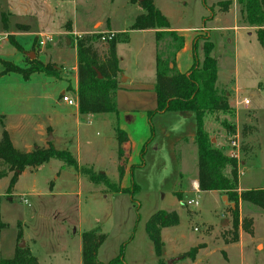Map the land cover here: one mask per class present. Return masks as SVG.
Segmentation results:
<instances>
[{
  "label": "rangeland",
  "instance_id": "1",
  "mask_svg": "<svg viewBox=\"0 0 264 264\" xmlns=\"http://www.w3.org/2000/svg\"><path fill=\"white\" fill-rule=\"evenodd\" d=\"M227 1H230L228 11L223 8ZM0 2L6 11L9 8L14 10L15 21L30 23V31L37 35L17 36V40L22 42L16 40L20 48L1 35L0 60L11 61L24 68L34 61L52 63L59 71L57 76H51L52 79L43 72L30 80L16 72L0 75V115H3L7 129L16 135H24L21 146L26 147L42 139L40 134L44 125H50L46 139L51 136L54 139L48 140V144L52 142L57 149L69 150L80 166L91 167L96 172L104 171L112 183H118L116 159L118 163L120 160L116 128L123 123L138 139L143 134L142 127L133 118L122 122L114 113L82 114L80 124L69 116L71 122L66 123L62 117L74 107L64 102L61 105L57 103L62 100L57 78L59 75L68 78L67 94L75 98L71 89L77 39L101 35L100 31L110 25L127 29L126 33L118 36L119 54L125 56L123 66L132 72L134 60H140L139 71L146 70L154 56L155 35L130 32L131 25L143 9L131 0ZM157 3L169 13L172 29L177 28L185 41H191L197 32L196 51L192 47L202 64L204 40L213 42L218 92L228 96L230 110L206 113L204 126L210 142L214 145L219 138L221 148L228 154L231 152V140L238 136L239 186L244 190H264V45L258 39L257 27L249 28L245 24L235 0H157ZM25 8L34 16H25ZM7 17L6 14L0 17L1 25L2 19ZM73 27L86 33L75 32ZM13 28L23 30L27 25L16 24ZM39 32L46 33L39 36ZM47 35L53 40L45 46L39 45ZM126 37L130 40L125 41ZM169 41L168 36L161 40L159 49L162 55ZM92 44L102 56L106 53L108 43L101 37L93 38ZM29 53H34V58H30ZM193 59L189 54L180 53L186 69L192 67ZM2 70L0 63V72ZM246 99L249 104L245 103ZM152 126V140L144 156L146 161L150 152V158L144 166L135 167L129 177L130 182L133 180L140 188L134 196L112 192L104 184L95 185L75 167L59 159L25 170L12 191H9L12 174L1 178L0 259L14 257L16 248L24 244L23 248H29L38 258V264H80L82 233L97 229L107 235L100 261L109 262L119 255L124 245L127 264H159L146 224L157 211L166 210L177 211L180 223L163 232L165 246L162 257L165 264L177 257L180 259L170 264H264V251H260L264 243V210L240 200L242 222L239 241L225 243L227 238L233 239L231 207L223 202L222 197L210 192L200 195L185 193L182 201L179 200L175 191L180 192L184 186H178L182 180L178 165L173 155L170 156L158 128L154 124ZM153 147L156 156L162 152L163 162L152 157ZM124 154V158H128V150ZM184 157H187L185 152ZM191 165L188 159L184 164L185 170H190ZM194 197L199 205L184 203ZM247 219L251 224H244ZM248 228L252 233L247 232ZM201 243L204 247L192 259L188 252Z\"/></svg>",
  "mask_w": 264,
  "mask_h": 264
},
{
  "label": "trees",
  "instance_id": "2",
  "mask_svg": "<svg viewBox=\"0 0 264 264\" xmlns=\"http://www.w3.org/2000/svg\"><path fill=\"white\" fill-rule=\"evenodd\" d=\"M138 3L143 9L133 24L132 29H158L156 40L158 43L156 54V92L158 95V107L148 113L149 116L166 111H194L197 118V132L194 143L198 152V179L201 191H219L226 194L230 201L236 203V208H231L233 213V239L225 240L226 243L239 241V227L242 222L240 217V200L250 202L264 210V190L253 188L239 190V163L237 158L230 156L223 148L214 146L210 142L207 129L204 126V115L208 112L229 111V98L226 94L218 92V72L217 60L212 56L214 44L210 39L205 41L203 64L197 60L194 52L195 62L186 73H181L176 69L175 57L178 51L184 47V37L177 31L171 29L168 17L155 5L154 0H131ZM243 20L249 26L257 27L258 39L264 45V0H237ZM230 1L224 3V10H228ZM4 27L7 22L3 20ZM170 37V41L165 47L164 55L161 54L159 44L165 37ZM83 36L77 39V72L78 87L77 99L79 112L81 114H102L114 113L119 115L117 93L119 89V77L121 69L117 55L116 37L108 42L107 51L102 56L94 48L93 38ZM10 42L20 48L19 43L13 35H9ZM198 39L195 38L194 51L197 48ZM3 70L0 75L11 72L20 73L25 79L35 72H44L49 76H57L59 71L56 64L33 62L29 67H20L17 64L0 60ZM172 65V66H171ZM101 74L102 77H99ZM0 179L10 176L9 191H12L19 180L20 175L27 169H36L48 163L52 159L64 161L67 165L75 167L84 174L93 184L106 185L115 193H130L132 196L140 190L139 186L132 180L130 187H122L120 183H112L110 178L103 172H96L91 167H82L77 158L69 150L57 149L53 143L48 146H37L30 151L17 148L11 135L0 115ZM153 132V128H152ZM116 139L118 141V165L119 179L122 180L125 172L127 159L124 158L126 144L129 141L126 131L119 126L116 128ZM152 140V136L146 141L140 151L141 163L133 165L141 167L144 164V156L147 145ZM124 158V159H123ZM179 200H182L183 193L175 192ZM180 223L177 211L159 210L148 220L146 231L152 240L155 252L158 256L159 264H165L163 259L164 240L162 230L173 227ZM244 224H251L248 219ZM247 232L252 233L248 228ZM21 236V235H20ZM82 264H127L125 259V246L122 245L119 255L104 263L98 257L99 248L104 244L107 235L97 229H91L82 233ZM204 244L193 247L188 255L195 259L200 248ZM0 264H38V258L32 255L29 248L17 247L12 258H1Z\"/></svg>",
  "mask_w": 264,
  "mask_h": 264
},
{
  "label": "crops",
  "instance_id": "3",
  "mask_svg": "<svg viewBox=\"0 0 264 264\" xmlns=\"http://www.w3.org/2000/svg\"><path fill=\"white\" fill-rule=\"evenodd\" d=\"M154 2H155V5L168 17V19H170L169 13L167 11H165V9L157 3V0H154ZM234 4L237 7L238 3L236 0H235ZM229 7H228V10H230ZM5 9L6 8L4 6H2V4L0 2V15H1L0 17L1 18L3 16L5 17V14L8 16L5 20L7 22V28L4 27L3 19H2V25L0 24L2 27V31H0V36L4 35L5 39L8 41H10L9 35H13L16 40H17L16 37L19 35H23L26 37L37 36L35 34V32L30 31L31 30V24L30 23H26V22H22V21L21 22L15 21L16 20L15 19L16 14H15L14 10L12 8H9L6 11ZM228 10H226V11H228ZM23 12H24L25 16H27V17L34 16L33 13H29L28 8L23 9ZM16 24L27 25V29L16 30L13 28L14 26L16 27ZM247 26H249V25L247 24ZM73 28H74L75 32L86 33V31H79L78 28H76V27H73ZM234 28H235V30L238 29L237 26H235ZM249 28H252V26H249ZM171 29H172V25H171ZM172 30L177 31L179 35L183 36L182 34H180V32L177 28H174ZM110 31H112L116 34V40H117V46H118V42H119L118 36L120 34L126 33L127 29H125V28L119 29V28H115V27L110 25L106 30L100 31V32H110ZM131 31H141L142 33H146V34L152 33L155 35V43H154V47H153L154 52H153V49H151V51L154 53V56H152L150 58V61L147 64L146 70H144V71L142 70L141 72L139 71L140 67H141L140 60H134V64H135L134 69L131 70L132 72H130L123 66V62L125 61V56H121L119 54L118 47L116 48L117 49V55L119 58V67L121 69L120 77H119V89H118V93H117V103H118V110H119V115H117V117H118V120L120 119V121H122V122H125V119H127V118H133V121L137 125H140L143 129V131H142L143 134L138 139H135V137L132 135V133H131L130 129H128V127H125V125L123 123L121 125H118L121 129L126 131L128 138H129V141L126 144V148H125L126 150H128V158H126L127 163L125 166V172H124V176H123L122 180L120 181V179H119L118 183H120L122 187H130L132 185V182H130V180H129L130 174L133 172L132 166L138 165L141 163V158H140L141 147L150 138L151 133H152V127H153L152 125L154 124L158 128V132H160V135L163 136L164 141L166 142V146L169 149L170 156L173 155V157L175 159L174 161H176V163L178 165V170L180 171V180L182 179L178 183V186L179 187L184 186V188H182L180 190V192L183 193L184 197H185V193H191V192L195 193L197 195H200L201 193L210 192L216 196L223 197V194L219 191H201L199 188L198 152H197V146L194 143V137H195L196 132H197L196 113L194 111L170 110V111H166L164 113H156V114H153L151 116L148 115V113L150 111H154L158 107V95L156 92V78H157L156 54H157V48H158V43L156 40V33H157L158 29L135 30V29L131 28L130 32ZM44 33H46V32H39V36L41 34H44ZM196 33L193 34L191 41H185L184 47L180 51H178L179 53L177 52V54L179 56H177L178 58L176 61V69L181 73H186L191 68L189 67V69H186L185 67H183L184 64L180 60V53L181 54L183 53V55L189 54V55L193 56V58H194L193 61L195 62L194 51H193L192 46H194ZM43 37H45V36H43ZM209 38H210V34H209ZM27 40H30V39H27ZM124 40L128 41L130 39H129V37H126V39H124ZM184 40H185V37H184ZM24 41L26 43V40H24ZM205 41L206 40H204V43H205ZM230 41H231V39H230ZM18 42L22 43L20 41H18ZM76 55H77V51H76ZM212 56H213V54H212ZM76 58H77V56H76ZM204 58H205V54H204ZM204 58H203V61H204ZM198 59H199V57L197 55V60ZM198 62L200 65H202L200 59L198 60ZM191 66H193V65H191ZM73 70H74V74H73L72 89L71 90H73L75 92V98H76L77 97V95H76L77 94V87H78L77 60H76V64L73 67ZM43 73L35 72L27 80H30L33 77H35L36 75L43 74ZM47 76H49V75H47ZM49 77H50V79H52L51 76H49ZM59 77L60 78H57V81L60 83V87H59L60 94L62 96L65 94L68 95L67 92L69 91V87H68V82L66 81L68 78L66 76L63 77L61 75H59ZM123 92L126 94H122ZM63 102L64 101H62L61 99L57 101V103L59 105H61ZM73 107H74V109L71 108L72 110H70V108H69L68 112L66 111L67 114H64L62 118H63V120H65L66 123H69V122H71V120L68 118L70 116V117H73L78 124H80L81 123L80 115H82V114L79 112L78 105L73 106ZM236 114L238 116V113H236ZM90 115H92V114H90ZM48 128H49V130H51L50 125L49 126L44 125L43 131L40 134L42 139H37V141H34L33 144H31L30 146H26V147H25V145L21 146V144L24 140V135H21V134H20V136H19V134L16 135L13 132H11V130L9 128H8L9 129L8 131L11 135V138H12L14 145L17 148L24 150V151H30L34 147H37V146H48V140L49 139H46L47 134H49V133H47ZM52 138L54 139V137H52ZM219 142H220L219 138H217L214 146L221 148V145ZM154 149H155V147H153V152H151V154L153 155L152 157L153 158L157 157L158 160L163 162L162 152H159L158 156H156L157 154H156V151ZM184 152L187 154V157H184ZM149 154H150V152L146 155V161H148V159L150 158ZM188 159H190V161L192 163V165H191L192 167L190 170H187V169L185 170L186 166H184V164H186ZM146 161L144 159V164L142 166H144L146 164ZM116 162H117V170H118L119 163H118L117 159H116ZM78 163L80 165L79 161H78ZM135 170H136V168H135ZM100 172H103L107 175V173L104 171H100ZM183 178H185L186 181H184ZM242 190H244V189L239 186V191L241 192ZM194 198H196V197H194ZM167 228H170V227H167ZM167 228H164L162 230V238H163V232ZM241 238H242V234L240 236V239ZM103 246H104V244L99 248V251H98V257L99 258H100V254H101V250H102ZM260 251H264V243H262V249ZM80 264H82V246H81Z\"/></svg>",
  "mask_w": 264,
  "mask_h": 264
},
{
  "label": "built area",
  "instance_id": "4",
  "mask_svg": "<svg viewBox=\"0 0 264 264\" xmlns=\"http://www.w3.org/2000/svg\"><path fill=\"white\" fill-rule=\"evenodd\" d=\"M101 33V39L103 41H105L106 43L110 42L111 40H113L116 37V34L112 31L110 32H100ZM53 37L52 36H45V38H43L42 40L39 41V45L41 46H45L47 44V42L52 41ZM62 100L67 103L70 106H77L78 105V99L76 98H72L69 95H63L62 96ZM246 104H249V100H245ZM239 139L238 136L235 135L233 137V139L231 140V152H230V156L235 157V158H239L240 154H239ZM27 201V200H25ZM186 205L188 206H192V205H199V202L196 198H191V199H187L184 202Z\"/></svg>",
  "mask_w": 264,
  "mask_h": 264
},
{
  "label": "water",
  "instance_id": "5",
  "mask_svg": "<svg viewBox=\"0 0 264 264\" xmlns=\"http://www.w3.org/2000/svg\"><path fill=\"white\" fill-rule=\"evenodd\" d=\"M138 1H139V2H143V1H145V0H138ZM68 43H69V40H68ZM28 56H29L30 58H34L35 54H34V53H29ZM171 66H172V65H171ZM99 77H102L101 74H99ZM50 139H52V136L50 137ZM50 139H49V140H50ZM222 199H223V202H224L226 205L230 206V207L233 208V209L236 208V203L233 202V201H230L227 195H223ZM23 245H24V244H22L20 247L23 248ZM179 259H180V257L174 258L173 260H169V261H168V264H170V263H171L172 261H174V260H179Z\"/></svg>",
  "mask_w": 264,
  "mask_h": 264
}]
</instances>
